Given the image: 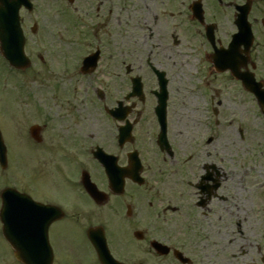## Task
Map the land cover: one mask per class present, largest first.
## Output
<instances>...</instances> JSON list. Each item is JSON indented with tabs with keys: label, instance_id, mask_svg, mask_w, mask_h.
<instances>
[{
	"label": "flooded vegetation",
	"instance_id": "1",
	"mask_svg": "<svg viewBox=\"0 0 264 264\" xmlns=\"http://www.w3.org/2000/svg\"><path fill=\"white\" fill-rule=\"evenodd\" d=\"M32 1L38 3L39 13L21 8L20 19L26 43H32L38 48H43V26L50 31L54 30L59 13L71 10L80 23L82 12L91 18L92 24L87 28L93 39L92 46L99 44L94 46L100 50L98 66L94 72L84 74L80 71L78 57H74L73 64L74 70L85 79L96 77L103 66L107 57L104 49L111 44L110 33L133 22L129 15H122L128 10V3L135 7L136 13V3L142 4L144 12L140 18L138 16V22L145 33L140 39L142 49L133 70L136 68L134 74L143 82L146 99L144 102L134 100L136 104L128 112L129 106L125 101L127 89L122 90L124 83L120 84L119 98L115 103H111V94L106 91H103L104 98L96 96L90 98L89 102L79 103L70 96L55 110L52 109L44 120L43 110H27L24 100L17 105L18 109L14 112H17V117L12 116L13 127L10 130L3 129L7 163L2 172L0 168V264H23L15 256L17 247L24 248V245L9 243L3 232L5 221L34 225L33 241L26 244L27 249L22 252L24 255L33 251L37 255L47 254L48 244L44 242L40 231L43 230L42 224L50 223L48 241L53 264H102L90 241L91 231L95 232L98 239H104L107 249L118 264H183L175 256V251H180L189 259L187 264H195L194 255H199L190 244H185L183 238L177 239L171 234H159V228L154 226L160 217L163 219L169 211H177L179 206L168 204L163 194L159 190H151L153 188L148 184L140 186L125 179V191L114 193L111 182L119 183L129 168L141 173L148 181L150 175L152 178L164 173L169 176L175 173L182 175L193 167L196 171L195 182L188 181V184L197 190L206 208L214 201H223L224 197L219 191L225 175L217 162L216 153H212L208 147L209 144H216L223 125V111L218 107L222 101L216 104L212 97L211 106H206L199 115H192L188 119L185 106L176 103L181 86L177 87L175 83L177 80L181 82L185 75L183 59L177 56L176 49L189 47L195 36L202 37L205 44L211 46L206 33L209 24L215 25V44L223 45L221 18L224 11L235 16L239 12L238 6L247 0H170L171 8L177 9L186 18L177 23L178 19L173 20L167 30L163 31L162 38L156 11L158 0H46L49 1L47 6L50 13L44 16L43 0ZM224 1L233 2L234 6L228 7ZM255 1L264 0H253L249 17L254 28L257 27ZM198 5L203 7L204 23L193 18V10ZM120 6H123L122 13L115 11V7ZM261 23L264 26V20ZM77 26L83 29V26ZM102 33L107 34V37ZM160 44L171 48L176 56L164 59L155 56L150 49ZM243 51L244 48L240 53ZM249 54V68L255 71L259 79L264 80V40L253 45ZM110 60L124 63L123 77L127 78L126 61ZM157 70L164 72L167 79L169 97L164 115L157 104ZM17 74L22 75L23 71ZM148 97L154 103L148 104ZM181 100L184 103V96ZM119 101L125 103L119 105ZM1 113L6 120L2 110ZM38 113L39 121L36 119ZM128 123L132 125L130 139L127 138ZM0 125H5L1 119ZM35 125L40 127H36V136L33 137L31 129ZM197 126L201 128L202 142H199L198 131L194 132ZM121 133L125 140L120 137ZM208 138L210 142L205 146L204 140ZM99 148L106 154V168L95 153ZM138 158L142 163L141 168ZM129 160L135 163L131 165ZM43 176L55 180L47 186L43 184ZM89 180L100 191L97 198L92 197L86 189L85 182ZM172 197L175 202L179 198ZM170 201L174 202L172 198ZM239 231L243 234L240 228ZM153 241L167 246L169 251L159 253L151 247ZM248 251H242L243 255L250 256L248 261L251 262L246 264H257L258 258L264 264L260 248L251 254H247Z\"/></svg>",
	"mask_w": 264,
	"mask_h": 264
},
{
	"label": "rangeland",
	"instance_id": "2",
	"mask_svg": "<svg viewBox=\"0 0 264 264\" xmlns=\"http://www.w3.org/2000/svg\"><path fill=\"white\" fill-rule=\"evenodd\" d=\"M48 3L49 1L43 0V16L50 13ZM259 3L261 5L258 8ZM136 4L137 13L130 2L127 6L130 11L125 10L122 13L123 6L115 7L116 12H121L123 16L129 15L133 18V22L121 30L116 29L110 36L111 44L104 49L107 57L96 77L92 79H79L75 72L68 77H60L61 68L66 67L68 62L71 64L77 54L83 55L85 52L94 50V46L99 45L92 46L93 39L90 35L75 24L74 13L71 10L59 13V19H55V21L59 20V25L53 31L43 27V48L32 47L31 44L26 48L34 65L25 72V75L18 77L19 79L14 82V87L9 86L8 93L5 90L6 94H0V108L5 116L9 117L7 126H10L12 116L17 117V112L15 116L13 113L15 110L13 100H17L18 105L22 104L24 100L28 106L27 110H39L40 105H43L44 120L48 116L46 112H49L51 108L55 110L61 102H64L68 98L70 90L75 92V99L79 103H81L79 99L88 98L89 100L96 97L97 88H102L111 94V103H115L119 98L120 84L125 83L122 90L126 88L127 92H130L129 78L133 75L124 79V63L109 61V59L126 61V65L131 64L133 68L135 67V62L142 49L140 39L145 33L138 22V16L139 18L142 16L144 9L142 4ZM263 7L264 2H256L254 14H256L259 28L261 22L258 14L259 9ZM156 11L159 15V29L162 30L161 38L164 36L163 31L167 30L173 20L178 19L177 23L186 18L180 11L171 8L170 0H158ZM37 13H39V6ZM84 14L82 12V16ZM233 18L227 13V10L224 11L221 20L225 35L232 31ZM262 35L264 37V34ZM105 36L107 37V34ZM194 38L196 40H193ZM193 39L189 47L176 49L177 56L185 60L184 63H189L185 75L182 77L183 80L181 82L177 80L175 83L177 87L181 86V92H177L176 103L185 106L188 119L192 115H199L210 102L204 88L200 91L196 90L199 92L198 94L194 96L192 94V89L196 84L202 82V78H200L202 74L208 78V65L212 68L210 62L204 57V53L210 51V48L203 43L205 41L202 37V40L198 36ZM64 41H68L70 44H62ZM150 50L154 51L155 56L163 59L171 55L176 56L171 48L162 44ZM0 71L1 73L5 71L2 66H0ZM134 72H136V68ZM209 75L212 78L209 81V86L213 91H218L217 103L222 101L220 110L223 111L224 118L223 126L220 128L222 138L219 137V141L214 147L209 146V150L216 153L217 162L223 168L225 176L219 193L227 199L211 204L212 210L208 211L206 215L200 216L198 211L201 210L195 206V202L199 199L194 192L196 189L188 184V181H195L196 171L193 167L182 175L175 173L169 176L164 173L163 175L157 174L155 178L150 175L147 183L150 188L152 186L151 190H159L158 192L163 194L168 204L179 206L177 211H169L163 219L160 217L154 226L160 229H157L159 234H171L177 239L183 238L189 243L199 255L198 257L194 255L195 264H215L217 262L218 264H246L251 262L248 261L250 256L243 255L242 251L249 250L247 254H251L260 248L261 252L259 253L264 255V117L257 102L243 90L239 83L226 74L217 75L213 69ZM5 76L6 79L9 78L7 75ZM22 79H24V86L20 87L17 81L21 82ZM1 84L0 81V89L2 88ZM87 86H90L88 91H86ZM182 96H184V103L181 100ZM192 97L198 98L196 104H191L194 100ZM148 99H150L148 104L154 103L152 98L148 97ZM0 119L5 122L2 113ZM36 119L40 120L39 113ZM15 127L18 126L15 125ZM199 129L201 128L197 126L193 130L194 132L198 131L199 142H202L203 136ZM241 130L244 132L243 136L240 134ZM198 134L196 133V136ZM29 165L30 162L27 167ZM242 168L252 169L249 175L243 176L245 177L243 181L242 177H239V171ZM257 171L260 172L258 176ZM54 180L53 177L43 176L44 185L49 186ZM172 196L179 198L175 202ZM171 198L174 202L170 201ZM194 212L197 215L191 214ZM239 212L241 217H236ZM240 221L243 235L239 232L233 233L234 230H237L236 223ZM145 222L148 223V221ZM211 242H214L215 245H212ZM203 244L214 247L210 251L204 247L206 253L201 248ZM234 254L237 255L233 256ZM256 263L263 264L259 258Z\"/></svg>",
	"mask_w": 264,
	"mask_h": 264
},
{
	"label": "water",
	"instance_id": "3",
	"mask_svg": "<svg viewBox=\"0 0 264 264\" xmlns=\"http://www.w3.org/2000/svg\"><path fill=\"white\" fill-rule=\"evenodd\" d=\"M23 1L24 0H0L2 6V10L0 11V40L2 50L9 58L10 62L18 67H25L29 64V59L24 53V42L18 17V11ZM220 57L222 61L220 69L226 70L230 68L233 73H236L237 60L232 50L220 53ZM243 79L246 88L250 91H254L259 96L264 111V92L260 84L255 83L254 79L247 77ZM45 264H48V261L45 262Z\"/></svg>",
	"mask_w": 264,
	"mask_h": 264
},
{
	"label": "bare ground",
	"instance_id": "4",
	"mask_svg": "<svg viewBox=\"0 0 264 264\" xmlns=\"http://www.w3.org/2000/svg\"><path fill=\"white\" fill-rule=\"evenodd\" d=\"M252 172V169L250 168H242L240 171H239V177H243L244 175H249L250 173ZM260 175V172L257 171V176ZM236 217H241V214L240 212L238 214H236ZM211 249V248H209Z\"/></svg>",
	"mask_w": 264,
	"mask_h": 264
}]
</instances>
